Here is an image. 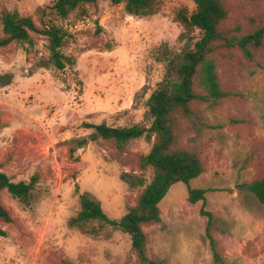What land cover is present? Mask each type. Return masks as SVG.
Masks as SVG:
<instances>
[{
  "label": "rangeland",
  "instance_id": "374dc122",
  "mask_svg": "<svg viewBox=\"0 0 264 264\" xmlns=\"http://www.w3.org/2000/svg\"><path fill=\"white\" fill-rule=\"evenodd\" d=\"M227 9L221 29L242 35L264 25V0H220ZM52 0H0L2 12L28 17L39 28L64 33L60 52L72 61L57 70L46 37L32 46L0 48V171L11 182L37 179L28 205L0 194L12 222H0V264H137L129 236L102 222L70 226L87 193L104 214L119 221L135 206L152 170H140L152 139L144 136L118 149L91 142L87 125L123 128L151 119L147 101L201 34L179 13L187 0H159L147 16L124 4H80L57 18ZM2 24L0 21V37ZM223 91L215 107L192 101L178 116L174 148L195 152L204 173L170 187L158 207L161 222L143 227L148 258L160 264H215L205 237L202 202L190 204L187 188L204 189V209L215 216L212 235L225 264H264V206L240 187L264 176V44L246 61L236 48L213 55ZM195 91L202 90L195 84ZM87 143L77 148V143ZM73 148V153L69 149Z\"/></svg>",
  "mask_w": 264,
  "mask_h": 264
},
{
  "label": "trees",
  "instance_id": "16d2710c",
  "mask_svg": "<svg viewBox=\"0 0 264 264\" xmlns=\"http://www.w3.org/2000/svg\"><path fill=\"white\" fill-rule=\"evenodd\" d=\"M106 1L113 5L123 3L125 12L132 16L150 15L159 4V0ZM187 1L194 5V11L191 14L179 13L178 18L188 29L198 30L201 37L193 44L192 49L187 50L180 57L175 68L176 79L163 81L151 93L147 101L150 126L148 128L139 125L114 128L105 124L87 125L88 128L94 129V133L89 137L91 142L97 140L113 142L118 149L124 148L131 141L143 136L153 140L149 153L139 158L140 170L151 168L152 180L143 187L135 206L131 207L119 221L111 220L104 214L100 204L89 194L84 193L79 197L80 210L77 216L69 222L72 227H79L89 222H102L119 229L129 236L137 264H160L148 258L146 254L147 239L143 227L161 222L158 205L170 187L177 183L188 186L191 180L204 173L203 163L197 153L174 148V129L178 123V116L189 112V104L192 101L207 102L211 107H215L229 97V93L221 88L213 55L220 47L236 48L246 61L251 62L254 52L264 44V25L251 33L226 35L220 25L226 18L227 9L220 0ZM95 2L96 0H52L51 9L57 18L67 19L80 4ZM0 21L2 24L0 48L13 42L32 46L33 34H38L47 38L49 43L47 48L57 70H63L66 65H72V61L60 52L65 37L60 29L52 25L39 29L30 18L9 12H2ZM195 84L202 90V94L196 93ZM86 143V140L79 141L77 148H81ZM69 152L72 154L73 148H70ZM36 182L37 179L33 178L29 183H13L0 171V194L6 192L12 199L28 205ZM240 187L264 206V176ZM205 193L204 189L188 187L187 201L190 204H196L199 201L203 203L199 214L207 220L205 237L209 243L213 261L215 264H225L211 232L215 216L204 209ZM0 222L4 224L12 222L8 210L1 202V197ZM4 234V231L0 229V236ZM60 264L73 263L62 261Z\"/></svg>",
  "mask_w": 264,
  "mask_h": 264
}]
</instances>
